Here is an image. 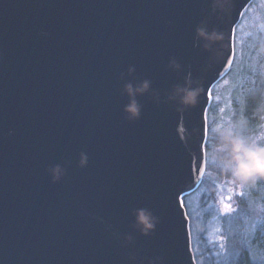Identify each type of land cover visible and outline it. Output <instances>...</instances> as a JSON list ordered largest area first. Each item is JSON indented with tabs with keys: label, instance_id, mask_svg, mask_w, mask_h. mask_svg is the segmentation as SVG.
Wrapping results in <instances>:
<instances>
[{
	"label": "water",
	"instance_id": "1",
	"mask_svg": "<svg viewBox=\"0 0 264 264\" xmlns=\"http://www.w3.org/2000/svg\"><path fill=\"white\" fill-rule=\"evenodd\" d=\"M254 1L0 0V264H196L181 200L202 183L209 93ZM202 24L222 33L212 52ZM186 77L201 95L177 111ZM145 80L129 119L124 85Z\"/></svg>",
	"mask_w": 264,
	"mask_h": 264
},
{
	"label": "rangeland",
	"instance_id": "2",
	"mask_svg": "<svg viewBox=\"0 0 264 264\" xmlns=\"http://www.w3.org/2000/svg\"><path fill=\"white\" fill-rule=\"evenodd\" d=\"M234 51L229 74L211 93L202 183L183 198L196 264H234L245 251L264 264V255L252 245L258 230L264 236V185L258 186L262 181L234 182L211 160L213 129L218 124L235 126L242 134L264 141V120L249 133L234 107L243 96L246 80L264 76V0H255L244 12L235 30ZM226 203L231 207L225 208Z\"/></svg>",
	"mask_w": 264,
	"mask_h": 264
},
{
	"label": "clouds",
	"instance_id": "3",
	"mask_svg": "<svg viewBox=\"0 0 264 264\" xmlns=\"http://www.w3.org/2000/svg\"><path fill=\"white\" fill-rule=\"evenodd\" d=\"M225 0H213L214 7H221ZM196 37L201 42L205 51L212 52L214 45L223 39L222 33L209 29L203 24L196 28ZM178 70L180 65L173 62ZM134 71L128 69V75ZM124 73H121V79ZM150 88L149 81H141L133 85L128 82L124 85L123 92L129 97V103L124 111L129 119H136L140 115V105L136 100L138 95L145 93ZM202 88L191 77H186L183 85L176 86L167 96V100L175 102L177 111L194 107L199 102ZM213 143L211 148V160L220 172L227 175L234 182L252 183L264 181V141L254 139L242 134L235 126L218 124L213 129ZM81 163H86V156L82 157ZM53 179H59L63 174L60 165L51 169ZM136 225L141 231L147 232L155 227L156 218L147 209L135 211Z\"/></svg>",
	"mask_w": 264,
	"mask_h": 264
},
{
	"label": "trees",
	"instance_id": "4",
	"mask_svg": "<svg viewBox=\"0 0 264 264\" xmlns=\"http://www.w3.org/2000/svg\"><path fill=\"white\" fill-rule=\"evenodd\" d=\"M246 87L244 89L241 100L234 104L237 116L241 118L242 125L247 132H252L264 120V76H252L250 80H246ZM264 185V181L259 182L258 186ZM264 189V186H263ZM261 231V230H260ZM257 252L264 255V236L259 230L256 233L252 242ZM234 264H261L251 259L248 252H241Z\"/></svg>",
	"mask_w": 264,
	"mask_h": 264
},
{
	"label": "snow or ice",
	"instance_id": "5",
	"mask_svg": "<svg viewBox=\"0 0 264 264\" xmlns=\"http://www.w3.org/2000/svg\"><path fill=\"white\" fill-rule=\"evenodd\" d=\"M211 95H212V94L209 93V96H211ZM195 167H196L197 170H199V164H198V163L195 164ZM177 198L180 199V194H179V193L177 194ZM226 199H227L228 201H231L232 197H231V196H228ZM181 203H183L182 200H181ZM224 206H225V208H230V207H231L230 203H226Z\"/></svg>",
	"mask_w": 264,
	"mask_h": 264
},
{
	"label": "bare ground",
	"instance_id": "6",
	"mask_svg": "<svg viewBox=\"0 0 264 264\" xmlns=\"http://www.w3.org/2000/svg\"><path fill=\"white\" fill-rule=\"evenodd\" d=\"M225 77H226V76H225ZM225 77H224V78H225ZM224 78H223V79H224Z\"/></svg>",
	"mask_w": 264,
	"mask_h": 264
}]
</instances>
